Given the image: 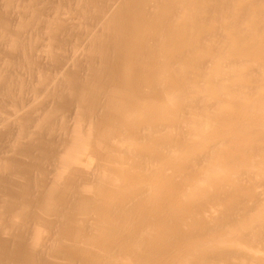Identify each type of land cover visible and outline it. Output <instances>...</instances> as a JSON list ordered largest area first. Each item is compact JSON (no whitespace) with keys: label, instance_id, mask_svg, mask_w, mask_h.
<instances>
[{"label":"bare ground","instance_id":"1","mask_svg":"<svg viewBox=\"0 0 264 264\" xmlns=\"http://www.w3.org/2000/svg\"><path fill=\"white\" fill-rule=\"evenodd\" d=\"M0 264H264V0H0Z\"/></svg>","mask_w":264,"mask_h":264}]
</instances>
